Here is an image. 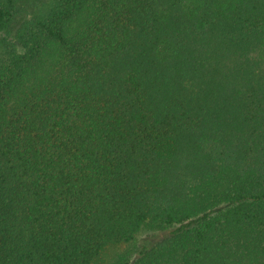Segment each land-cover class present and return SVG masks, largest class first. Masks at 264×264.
<instances>
[{"label": "trees", "instance_id": "obj_1", "mask_svg": "<svg viewBox=\"0 0 264 264\" xmlns=\"http://www.w3.org/2000/svg\"><path fill=\"white\" fill-rule=\"evenodd\" d=\"M0 264H264V0H0Z\"/></svg>", "mask_w": 264, "mask_h": 264}, {"label": "rangeland", "instance_id": "obj_2", "mask_svg": "<svg viewBox=\"0 0 264 264\" xmlns=\"http://www.w3.org/2000/svg\"><path fill=\"white\" fill-rule=\"evenodd\" d=\"M2 35L0 34V39ZM168 231L144 230L131 243L108 246L102 254L103 264H134L145 248L154 246L168 235Z\"/></svg>", "mask_w": 264, "mask_h": 264}]
</instances>
